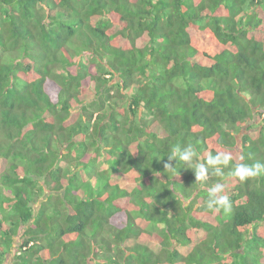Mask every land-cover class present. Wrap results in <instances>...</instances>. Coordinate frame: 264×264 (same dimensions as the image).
<instances>
[{"label": "trees", "instance_id": "1", "mask_svg": "<svg viewBox=\"0 0 264 264\" xmlns=\"http://www.w3.org/2000/svg\"><path fill=\"white\" fill-rule=\"evenodd\" d=\"M238 163L264 164V0H0V264H264Z\"/></svg>", "mask_w": 264, "mask_h": 264}, {"label": "clouds", "instance_id": "2", "mask_svg": "<svg viewBox=\"0 0 264 264\" xmlns=\"http://www.w3.org/2000/svg\"><path fill=\"white\" fill-rule=\"evenodd\" d=\"M256 120V119H255ZM255 120L249 121L243 126H241L240 132L235 135L236 140L239 142L243 138L244 135L253 132L257 128L255 127ZM253 126L250 131H248L249 127ZM197 156L195 149L189 145L185 147L182 151L179 147L175 148L172 152V155L168 157V162L164 164L165 169H174L171 161H177V157L179 160L184 161L185 163L191 164L194 157ZM243 157H241V160ZM231 160V156L228 154H217L216 156H209L207 160V165L199 164L196 168L192 169L195 172L196 180L202 179L207 171V166H218V165H227ZM64 166V164H63ZM215 170L217 172L221 171L219 167H216ZM264 172V164L256 163L255 165L249 166L246 163H238L236 164L232 175L234 177L239 178L241 181L246 180L250 177H255ZM224 188L220 184H216L208 189V198L206 201V206L209 210L212 211H223L225 213L231 210V202L227 195L221 194L223 193Z\"/></svg>", "mask_w": 264, "mask_h": 264}, {"label": "rangeland", "instance_id": "3", "mask_svg": "<svg viewBox=\"0 0 264 264\" xmlns=\"http://www.w3.org/2000/svg\"><path fill=\"white\" fill-rule=\"evenodd\" d=\"M81 62H85V59H82L81 60ZM45 197V195H43L42 197H41V199H43ZM39 208V203L38 204H35L34 205V209H35V211H37V209ZM21 233V232H20ZM20 243H21V240L19 239V236H17L16 238H15V249H17V247L20 245ZM16 251L17 250H14V251H12L11 253H8L7 254V256H6V261H5V263L4 264H11L12 263V260H13V258H14V255L16 254Z\"/></svg>", "mask_w": 264, "mask_h": 264}]
</instances>
